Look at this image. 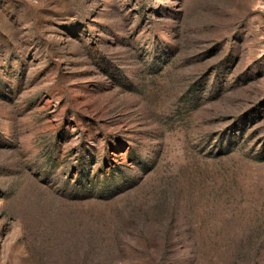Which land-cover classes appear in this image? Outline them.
<instances>
[{
  "label": "rangeland",
  "instance_id": "rangeland-1",
  "mask_svg": "<svg viewBox=\"0 0 264 264\" xmlns=\"http://www.w3.org/2000/svg\"><path fill=\"white\" fill-rule=\"evenodd\" d=\"M0 264H264V0H0Z\"/></svg>",
  "mask_w": 264,
  "mask_h": 264
}]
</instances>
